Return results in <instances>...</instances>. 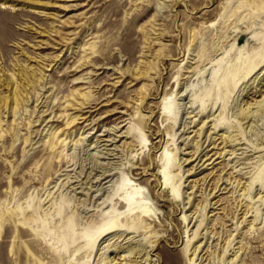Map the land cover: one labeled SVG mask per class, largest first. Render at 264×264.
<instances>
[{
  "label": "rangeland",
  "instance_id": "374dc122",
  "mask_svg": "<svg viewBox=\"0 0 264 264\" xmlns=\"http://www.w3.org/2000/svg\"><path fill=\"white\" fill-rule=\"evenodd\" d=\"M262 1L0 0V96H22L0 117V264H113L134 244L101 260L103 239L88 238L108 217L136 226L156 264H190L193 250L195 264H264ZM196 95L195 122L182 103L175 120L162 110ZM207 130L203 146L228 152L180 179ZM125 177L148 212L127 205Z\"/></svg>",
  "mask_w": 264,
  "mask_h": 264
},
{
  "label": "bare ground",
  "instance_id": "6f19581e",
  "mask_svg": "<svg viewBox=\"0 0 264 264\" xmlns=\"http://www.w3.org/2000/svg\"><path fill=\"white\" fill-rule=\"evenodd\" d=\"M263 3H264V1H262ZM6 2H2V4H4V5H1V7H5L6 6V4H5ZM258 5V4H257ZM264 5V4H263ZM153 16V15H152ZM156 17V16H155ZM152 23H154V21H152ZM151 26H152V24H151ZM153 27V26H152ZM153 29H155L154 27H153ZM251 36H254V34H252ZM2 43V42H1ZM5 43V42H4ZM3 46V45H2ZM91 48V47H90ZM93 51V50H92ZM252 62V61H251ZM258 66V63H248L247 64V69H246V73L248 74V73H250L255 67H257ZM217 70V69H216ZM25 79H26V76H25ZM222 79H225V76H223L222 78H221V80ZM1 80H4V78L3 79H1ZM221 80L219 79V81L221 82ZM27 81H29L28 79H27ZM3 84H6L7 86H8V82H3ZM11 88V87H10ZM12 89V88H11ZM257 89V88H256ZM8 92V91H7ZM79 94L80 95H82V98L83 99H81L80 100V102H78L77 100L76 101H74L73 103L74 104H79V105H81V106H84L83 105V103H86L84 100V97L86 96V93L85 92H79ZM20 97H22V96H20V90L19 89H16L15 90V88H14V90L12 91L11 90V92H9V93H7L6 95H4L3 97H1L0 96V117L2 116V111L3 112H6V110L7 109H10V110H15V108L17 107V105L19 104V102H20ZM75 97H73V99H74ZM198 98H199V96L198 95H196V96H194L193 98H191V100H189L188 99V101L187 102H184V101H181V102H179V101H177V100H175L176 98H174V100H170L169 98H165L164 99V101H163V104H162V110L164 111V112H167L168 114H170V116L171 117H173L174 118V120L177 118V115H178V112H179V109H177L178 107H179V103H182V106H183V109H185V112H187V113H189L190 115V117H191V120L190 121H188V123L189 122H195V118H192L194 115H199L200 113H202V112H204V107H203V104H204V101H203V98L201 97V98H199L200 100H201V103H200V105L202 104V107L200 106V108H199V110L197 111V112H195L194 114H191V113H193L194 111H195V109H196V104H198L197 102H198ZM73 99L71 100V101H73ZM258 100V99H257ZM262 101H264V95H263V97L260 99V100H258V101H255L257 104V106L258 107H260V106H262L263 105V103H262ZM9 102H13V105L11 106L10 105V103ZM73 103H71V105L73 104ZM78 105V106H79ZM178 105V106H177ZM190 108V110H188ZM254 109V108H253ZM257 110V109H256ZM253 111H255V110H251L250 108H249V106H245V107H241L240 108V111H239V114H240V116H241V118H243V119H245V118H247V117H249V115H251L250 114V112L251 113H253ZM176 112V113H175ZM210 114V113H209ZM215 114V113H214ZM188 115V114H187ZM188 116V117H189ZM239 116V115H238ZM195 117V116H194ZM76 118V117H75ZM74 118V119H75ZM218 118H215L214 117V115H213V117L212 118H210V119H208V116H206V118L205 119H202L203 120V123L201 124V126H200V129L201 128H203L206 124H207V122H209V121H211L212 123H214V125L216 124V120H217ZM189 120V119H188ZM218 121V120H217ZM175 122V121H174ZM187 123V124H188ZM223 123V122H222ZM211 125V124H210ZM209 125V126H210ZM183 126H185V124H183ZM212 127H213V125H212ZM211 127V128H212ZM215 127H216V125H215ZM107 130V129H106ZM179 130H180V128H179ZM184 130L186 131L187 129H186V127H183L182 128V130H181V132H183V133H181L182 134V136H183V134H184ZM203 130V129H202ZM108 131V130H107ZM110 131V130H109ZM199 131V130H198ZM201 131V130H200ZM211 130H209V132H210ZM231 131H233V129L232 130H229L228 131V133H226V134H224V132H223V140H226V141H230V140H234L235 139V137H234V135L235 134H233V132H231ZM180 132V131H179ZM188 132V131H187ZM208 132V130H207V133H206V136H205V138L202 140V142H195V143H193L194 145H193V147H195V149H194V151L189 155V156H187L186 158H182V156L180 157V159H182L181 161H180V163H178L179 164V173L178 174H180L179 176H180V179H183V177L186 175V177L189 175V174H191L192 173V171H194V170H196V169H198V168H202V166L203 167H206L208 164H210V163H213L214 162V160L216 159V158H218V157H221V156H223L224 154H225V152H228L226 149H224L223 148V150L221 149V151H215L214 153L212 152V153H210V151L212 150V148H214L213 146H211V147H209V148H207L206 149V146L208 145H206V146H203V144H206L205 142L206 141H210L209 143H211L212 144V142H214V140L215 139H213L212 138V136H213V134H212V136H211V134ZM201 134V133H200ZM204 134V133H203ZM55 135V134H54ZM114 135V134H113ZM113 135H111V136H113ZM202 135V134H201ZM200 135V136H201ZM106 136H108V138L105 140V141H107V140H113V138H114V136L113 137H111L110 136V133L109 134H106ZM110 136V137H109ZM175 136V135H174ZM185 136V135H184ZM183 136V137H184ZM199 136V135H198ZM199 136V137H200ZM215 136V135H214ZM56 137V136H55ZM58 137V136H57ZM173 138V137H172ZM175 138V137H174ZM174 138H173V144H174V148L175 149H178V151H180L181 150V146H177V142H176V139L174 140ZM188 138H189V135H187L184 139H180L183 143H184V140H187L188 141ZM55 139V141H57V139L56 138H53V140ZM190 139V138H189ZM213 139V140H212ZM199 140V139H198ZM236 140V139H235ZM235 142V141H234ZM61 143V142H60ZM188 143L190 144V142L188 141ZM187 143V144H188ZM192 143V142H191ZM233 143V142H232ZM106 144V143H105ZM111 144H113V143H111ZM184 144H186V142L184 143ZM226 144V143H225ZM224 144V145H225ZM235 144V143H234ZM115 145V144H114ZM210 145V144H209ZM203 146V147H202ZM235 148V147H234ZM107 149V148H106ZM166 149V148H165ZM103 151V150H102ZM177 151V150H176ZM233 151V153L235 152V150H232ZM105 152V151H104ZM231 151H229V153H230ZM113 153V152H112ZM169 154H171V153H169V150H165V160H166V162H165V164H164V166H163V168H162V172H163V182L164 183H167L169 180H168V173H167V171L165 170V167H166V164H167V160H168V158H169ZM215 154H217V156L216 157H213ZM228 154V153H227ZM107 155V154H106ZM235 155V154H234ZM223 158V157H222ZM228 158V157H227ZM226 158V159H227ZM95 159V158H94ZM178 159H179V157H178ZM185 161H188V163H191V167L190 168H187V169H183V166H182V163H184ZM103 171V170H102ZM101 171V172H102ZM104 172V171H103ZM115 174V173H114ZM176 174V173H175ZM96 175H97V173H96ZM99 175V174H98ZM102 175H104V174H102ZM171 175V174H170ZM170 175H169V177H170ZM109 175H105L103 178H106V177H108ZM173 176V175H172ZM97 177H100V175L99 176H97ZM96 178V177H95ZM97 179V178H96ZM95 179V180H96ZM177 179V178H176ZM100 180V179H99ZM185 180H186V178H185ZM101 182V181H100ZM123 182H124V184H127V185H129L131 188H132V191L131 192H127V194L124 196V200L126 201V203H127V205L128 206H133V207H139V208H141L140 210L141 211H144V212H148L149 211V208L147 207V203H148V196L145 194V192H144V188H143V186L142 185H139V184H136V183H133L132 181H131V179H129V178H123ZM218 182V181H217ZM122 184V183H121ZM181 184H182V182H181V180L178 182V183H176V184H171V190L173 191V193H175V195L176 196H178V197H180V198H184L183 196H186V198H187V200L185 201V202H190V198H191V195L192 194H188L187 192L188 191H183L182 189H180V186H181ZM128 186V187H129ZM218 186V185H217ZM193 187V186H192ZM75 188V187H74ZM220 187H218V189H219ZM88 192V191H87ZM96 192H99V191H96ZM214 192V191H213ZM212 192V193H213ZM210 194V193H209ZM215 194V193H214ZM100 195V194H99ZM97 196V195H96ZM260 196V195H259ZM105 197H108L107 195L105 196ZM110 197H111V194H110ZM98 198V197H97ZM185 198V199H186ZM103 199V198H102ZM184 201V200H183ZM104 202V201H103ZM104 203H106V202H104ZM108 206V205H107ZM105 211V210H104ZM107 211V210H106ZM104 213V212H103ZM107 214V213H106ZM188 214V213H187ZM187 214H183V216H184V218L186 219L187 217H188V215ZM104 215H105V213H104ZM107 216V215H106ZM109 216V215H108ZM193 217V216H192ZM108 218H110V219H108V221H103V223H102V225H101V227L99 228V231H98V233H97V235L96 236H94V237H90V238H88L89 239V242H95L96 240H97V238L98 239H103V241L105 242H103L102 244H101V247H99V248H101V249H103V251H101L100 252V258H101V260H103L105 263H108V262H110L111 260H112V258H110L109 257V255L107 254V252H110V251H112V250H115V248H117L118 246H122L123 245V243L121 242L123 239H126L125 240V242L127 241V242H130V245H131V243L132 244H134V245H132L130 248H129V250H128V255L126 256L125 254H121V256H120V260H118L117 262H115V263H113V264H156V259L154 258V257H152L151 256V254H150V251H151V249H152V247H153V245L154 244H151V242H146L145 240H142V239H140L139 237L138 238H136V236L138 235V234H136V231H137V227L136 226H133L132 224L131 225H124V223H122V222H119V221H117V220H112L111 219V217H108ZM194 218V217H193ZM105 219H107V218H105ZM104 219V220H105ZM195 224V223H194ZM199 226V225H198ZM97 228V227H96ZM194 230V229H193ZM94 231V230H93ZM197 232V231H196ZM196 234V233H195ZM86 236H87V234H86ZM131 239V240H130ZM88 242V243H89ZM102 242V241H101ZM100 242V243H101ZM110 247H113V248H111L110 249ZM196 249V248H195ZM137 253V256L139 257V258H141V259H139V261H131L130 260V257L129 258H127L128 256H130V253ZM193 256L192 257H190V264H195L196 262H195V260H194V256H195V251L193 250ZM106 260V261H105ZM128 261H131V262H128ZM112 262V261H111Z\"/></svg>",
  "mask_w": 264,
  "mask_h": 264
}]
</instances>
